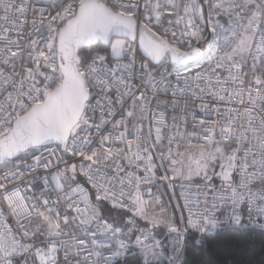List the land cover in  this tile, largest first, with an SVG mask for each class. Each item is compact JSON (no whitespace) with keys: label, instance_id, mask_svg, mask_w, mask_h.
Here are the masks:
<instances>
[{"label":"snow or ice","instance_id":"snow-or-ice-1","mask_svg":"<svg viewBox=\"0 0 264 264\" xmlns=\"http://www.w3.org/2000/svg\"><path fill=\"white\" fill-rule=\"evenodd\" d=\"M223 233L264 260V0H0V264Z\"/></svg>","mask_w":264,"mask_h":264},{"label":"trees","instance_id":"trees-1","mask_svg":"<svg viewBox=\"0 0 264 264\" xmlns=\"http://www.w3.org/2000/svg\"><path fill=\"white\" fill-rule=\"evenodd\" d=\"M162 191H165L163 187ZM168 196L163 197L168 200ZM126 218V217H125ZM160 229L157 230V233ZM157 236H161V233ZM254 243L255 247H252ZM214 245L207 254L189 249V264H264L260 251V237L255 241L248 237H239L232 233H223L212 242ZM114 264H143V257L136 249L135 253L114 262Z\"/></svg>","mask_w":264,"mask_h":264},{"label":"built area","instance_id":"built-area-1","mask_svg":"<svg viewBox=\"0 0 264 264\" xmlns=\"http://www.w3.org/2000/svg\"><path fill=\"white\" fill-rule=\"evenodd\" d=\"M135 251H136V248H133V247L130 246L127 255L132 254V253H135ZM127 255H126V256H127ZM124 257H125V256H124ZM124 257H123V258H124ZM118 260H120V259L117 258L114 262H116V261H118Z\"/></svg>","mask_w":264,"mask_h":264},{"label":"rangeland","instance_id":"rangeland-1","mask_svg":"<svg viewBox=\"0 0 264 264\" xmlns=\"http://www.w3.org/2000/svg\"><path fill=\"white\" fill-rule=\"evenodd\" d=\"M141 224L143 225V222H141ZM158 230V229H157ZM156 230V231H157ZM159 232L161 233V236H157V239H161V240H163V230H159Z\"/></svg>","mask_w":264,"mask_h":264}]
</instances>
